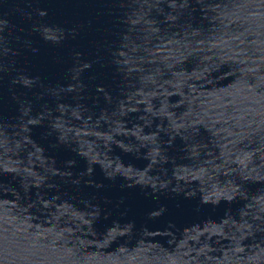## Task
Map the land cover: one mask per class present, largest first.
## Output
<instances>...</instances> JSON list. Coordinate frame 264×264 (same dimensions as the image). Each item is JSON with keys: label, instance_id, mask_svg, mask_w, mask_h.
Masks as SVG:
<instances>
[{"label": "water", "instance_id": "1", "mask_svg": "<svg viewBox=\"0 0 264 264\" xmlns=\"http://www.w3.org/2000/svg\"><path fill=\"white\" fill-rule=\"evenodd\" d=\"M0 264H264V0H0Z\"/></svg>", "mask_w": 264, "mask_h": 264}]
</instances>
